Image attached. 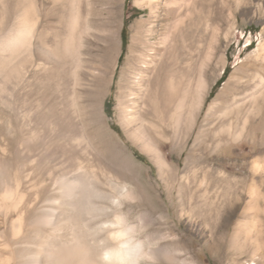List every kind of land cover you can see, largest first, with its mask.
<instances>
[{"label":"rangeland","instance_id":"1","mask_svg":"<svg viewBox=\"0 0 264 264\" xmlns=\"http://www.w3.org/2000/svg\"><path fill=\"white\" fill-rule=\"evenodd\" d=\"M25 1L0 0L1 32L23 24L24 5L31 8L32 0ZM34 2L40 18L36 39L44 31L53 40L54 28L61 39L72 31L77 40L69 51L62 44L53 51L42 43L59 55L57 63L41 64L42 70L36 56L20 51L11 59L0 55V264H12L14 246L25 245V232H16L29 231L30 219L40 210L49 211L53 199L60 205L58 214L72 213L69 192L61 194L59 183L79 173L85 205L75 216L77 232L86 231L81 218L95 204L100 208L94 223L107 220L108 225L122 213L141 228L140 219L148 216L152 222L140 231L142 237L169 235L168 243L183 249L195 264H264V198L259 204L256 199L264 195L262 100L245 116L254 74L264 61V0H226L227 6L218 0L188 23L199 15V23L189 27L191 38L179 46L174 68L193 83L201 77L205 88L200 102L193 97L188 102L184 129L174 134L170 127L167 138L152 133L168 163L164 168L127 134L119 109L121 100L123 106L132 105L130 97L122 99V74L137 24L151 15L150 1L81 0L76 3L80 8H73V14L78 10L81 15L73 29L60 25L54 0ZM166 26L156 21L147 37L157 42ZM144 117L160 126L150 110ZM125 184L136 195L124 197ZM11 189L18 196L7 195ZM68 224L64 233H70ZM14 239L15 245L10 243ZM152 242L167 241L156 237Z\"/></svg>","mask_w":264,"mask_h":264},{"label":"bare ground","instance_id":"2","mask_svg":"<svg viewBox=\"0 0 264 264\" xmlns=\"http://www.w3.org/2000/svg\"><path fill=\"white\" fill-rule=\"evenodd\" d=\"M27 1L25 3L28 4ZM80 1L54 0L57 5L56 8L60 10L56 16L61 26L65 24L73 29L74 22L75 24L79 22L78 19L81 15L79 16L78 10H75L76 12L73 14V8L78 9L79 6L76 3H81ZM135 1L141 3V0ZM149 1L148 5L151 15L137 24L130 53L127 57V66L122 74V99L127 96L130 97L132 105L128 106L126 104L127 106H123V100H121L119 109L121 123L127 134L157 162L160 168H164L168 167V163L161 153L160 142L154 135L167 138L166 133L170 127H172L174 134L184 129L188 120V102L191 101L192 97L195 101L200 102L202 98L201 92L205 88L201 77L196 78L195 83H193L191 78L190 80L186 79L187 77L183 72L175 70L174 65L178 63L180 55L179 46H182L186 39L191 38L190 28L199 23L200 18L198 15L188 25L193 16L199 14L205 8L212 9L218 4V0ZM220 3L226 5L227 2L226 0H220ZM24 6L27 8L26 5ZM30 6L31 8H25L26 11H23L21 16L23 24L21 26L13 24L2 32L0 31V55L11 59L14 54H18L20 51V53L24 52L26 57L36 56L37 59L42 60L37 65L41 69V66L45 65V63H57L58 61L56 62L55 59L59 58L58 51L53 53L50 49H45L41 45L42 43L48 44L49 48L53 47L51 48L52 50L59 49L62 44L63 48L69 51L77 39H74L72 31L71 36L70 32H68L66 37L63 36L61 39L59 29L54 30V28H51L55 32L53 40L50 41V38L47 37L49 32L45 33L44 31L36 39L34 27L37 26L40 18L39 14L35 13L36 4L34 0L31 1ZM184 7H186L185 10ZM156 21H165L167 26L166 30L161 33L162 39L160 38L157 42H153L150 37H147V33L149 35L154 33ZM114 35L119 37L120 32L116 29L114 30ZM37 41L40 43L37 44ZM79 46L76 49L74 48L76 52ZM262 46V49H264V44ZM14 51L18 52L14 53ZM254 76L257 79L254 80L253 90L248 98L251 107L245 113V116L248 117L253 114L251 108L252 106L255 107L254 104L259 99L262 100L261 105L264 107V61L260 63ZM222 96L223 94L219 95L217 99L222 98ZM215 104L211 105L209 111ZM147 109L150 110L156 121L160 123V126L144 117ZM260 109L258 114H260ZM134 124H137V126L133 127ZM59 184L61 194L64 191L69 192L67 206L72 213L68 214V216L58 214L60 205L57 199H53V205H51L49 211L42 212L40 210L39 213L36 212L29 221L30 230L16 232V235H21L22 232H25V235H21L25 245L22 248L14 246L12 249V264H158L154 259H164L170 264H195L188 254L183 253V249L168 243V240H171L169 235L160 234L154 236L146 233L142 237L140 231L146 223L152 222L148 216L140 219L139 226L141 228L134 222L129 223L126 219L127 215L122 213L115 214L114 220H109L108 225H105L107 220L94 223L93 219L96 220L97 218L95 211H99L100 208L94 204L92 211L89 208L88 213L85 215L86 217L81 218L84 222V227H87L86 231L77 232L78 229L74 226V223L77 222L75 216L85 205V203L80 201L84 196L85 190L82 184V175L79 173L70 181L64 178ZM256 189H258V186ZM95 193L97 194V192ZM136 193L133 187L126 184L122 186L121 194L124 197H133ZM15 194L18 196L17 191L11 189L7 195L14 197ZM234 196L236 199H240L241 194L234 191ZM89 197L88 203L90 204L91 200ZM261 198H264L263 194L261 197L260 194H258V197L256 196L257 204H259V199ZM119 203L120 201H118ZM257 209V214L255 215L258 217L260 213L258 207ZM236 210L237 208H234V212ZM68 223L71 224V227H69L70 233H64L62 229L65 226H69ZM263 224L262 221L261 225L263 226ZM76 225L78 226V222ZM84 233L87 234L84 235ZM236 234L237 237L240 236V230ZM98 236L101 238H98ZM156 237L163 242H167L163 245L152 242L153 238ZM16 240L14 239L10 243L15 245L18 242ZM105 254H109L107 260L105 259ZM144 260L149 262L145 263Z\"/></svg>","mask_w":264,"mask_h":264},{"label":"trees","instance_id":"3","mask_svg":"<svg viewBox=\"0 0 264 264\" xmlns=\"http://www.w3.org/2000/svg\"><path fill=\"white\" fill-rule=\"evenodd\" d=\"M126 34H127V31H126V28H125L124 31H123L124 45H126ZM227 71H228V69L224 72L223 76L218 80V82L215 85V88L218 87L224 81ZM212 94H213V91L211 92V95Z\"/></svg>","mask_w":264,"mask_h":264},{"label":"clouds","instance_id":"4","mask_svg":"<svg viewBox=\"0 0 264 264\" xmlns=\"http://www.w3.org/2000/svg\"><path fill=\"white\" fill-rule=\"evenodd\" d=\"M108 255H109V254H105V259H106V260L108 259Z\"/></svg>","mask_w":264,"mask_h":264}]
</instances>
